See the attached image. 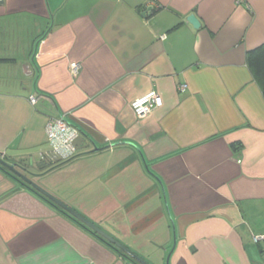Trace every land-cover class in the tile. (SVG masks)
I'll use <instances>...</instances> for the list:
<instances>
[{"label": "crops", "instance_id": "obj_1", "mask_svg": "<svg viewBox=\"0 0 264 264\" xmlns=\"http://www.w3.org/2000/svg\"><path fill=\"white\" fill-rule=\"evenodd\" d=\"M262 44L264 0H0V153L154 264H264ZM61 113L93 143L55 162ZM0 264L134 263L0 165Z\"/></svg>", "mask_w": 264, "mask_h": 264}, {"label": "water", "instance_id": "obj_2", "mask_svg": "<svg viewBox=\"0 0 264 264\" xmlns=\"http://www.w3.org/2000/svg\"><path fill=\"white\" fill-rule=\"evenodd\" d=\"M188 20L197 28L201 26V20L194 13L188 16ZM92 143L93 142L91 141V139L87 138V135L84 132H82L80 136H78V138L74 141L77 150L86 148ZM100 149L101 148L96 146L90 152ZM0 164L5 168L10 177L13 178L15 182L21 187L25 186L37 193L40 197L49 202L57 210L69 216L83 228L87 229L89 232L115 248L134 264H154L145 256L141 255L140 253L132 249L129 245L124 243L121 239L117 238L108 228L93 220L84 212L80 211L69 202H66L65 200L52 193L46 187H44L39 182V177L42 176V173L34 171L35 167L39 169L42 168V165L40 163L35 164L33 161L28 163L23 162L22 160L12 162L4 158L0 153ZM170 256L171 255L167 256L166 264H169Z\"/></svg>", "mask_w": 264, "mask_h": 264}, {"label": "built area", "instance_id": "obj_3", "mask_svg": "<svg viewBox=\"0 0 264 264\" xmlns=\"http://www.w3.org/2000/svg\"><path fill=\"white\" fill-rule=\"evenodd\" d=\"M80 68L81 65L79 63H73L71 66V71L75 76H77L80 72ZM187 88V83H182L179 85V89L182 91H185ZM30 101L35 104L37 102V96L31 95ZM163 103L164 101L162 96L156 90H151L145 93L144 95H141L140 97L136 98L132 102V108L139 118H144L149 115L155 108L161 107ZM67 129H71L74 133V138L70 141L72 152L66 158H62L60 156H57L56 153L53 151L52 139L63 136L65 130ZM81 133V128L72 123L70 119H68L66 114L61 113L58 116L50 117L47 124V140L51 149L47 153H44L45 157H49L52 161L55 162L66 161L73 158L76 155L77 151L74 141L78 138V136H80ZM254 241H264V234L255 235Z\"/></svg>", "mask_w": 264, "mask_h": 264}, {"label": "trees", "instance_id": "obj_4", "mask_svg": "<svg viewBox=\"0 0 264 264\" xmlns=\"http://www.w3.org/2000/svg\"><path fill=\"white\" fill-rule=\"evenodd\" d=\"M247 62L256 82L261 87L264 94V44L248 52Z\"/></svg>", "mask_w": 264, "mask_h": 264}, {"label": "clouds", "instance_id": "obj_5", "mask_svg": "<svg viewBox=\"0 0 264 264\" xmlns=\"http://www.w3.org/2000/svg\"><path fill=\"white\" fill-rule=\"evenodd\" d=\"M74 138V133L71 129L65 130L63 136L52 139V149L57 156L66 158L72 152L70 141Z\"/></svg>", "mask_w": 264, "mask_h": 264}]
</instances>
